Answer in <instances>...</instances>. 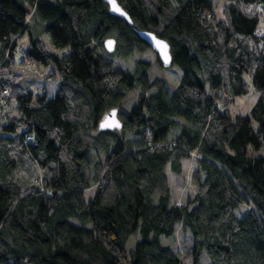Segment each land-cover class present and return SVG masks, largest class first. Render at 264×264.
Masks as SVG:
<instances>
[{"label":"trees","instance_id":"16d2710c","mask_svg":"<svg viewBox=\"0 0 264 264\" xmlns=\"http://www.w3.org/2000/svg\"><path fill=\"white\" fill-rule=\"evenodd\" d=\"M117 1L133 25L104 0H0V264H264V0H227L221 19L212 0ZM34 13L68 52L31 34L19 46ZM136 28L168 42L173 91L149 62L112 60L149 48ZM50 65L39 93L20 84L19 67ZM250 87L255 103L232 117ZM130 90L121 129L100 130ZM191 156L195 193L171 203L167 168ZM176 223L193 239L182 254L162 243Z\"/></svg>","mask_w":264,"mask_h":264},{"label":"rangeland","instance_id":"374dc122","mask_svg":"<svg viewBox=\"0 0 264 264\" xmlns=\"http://www.w3.org/2000/svg\"><path fill=\"white\" fill-rule=\"evenodd\" d=\"M214 14L216 18H222V9L227 4V0H212ZM47 24V21L42 19L38 14H32L29 21V31L24 32V37L21 39L19 46L23 49L28 48L29 35H33L41 39L44 43L46 50L57 56H62L69 51L70 47L66 46L63 48H56L52 46L49 39L45 33H43V28ZM157 54L152 49L148 48L144 53H136L128 59H121L118 57H113L114 63L127 71H132L134 67V62L136 59H142L150 63V68L147 71L150 79L155 77L164 78L167 82V89L171 92L173 88L177 86L182 76L181 69L172 64L168 67H164L162 64L156 63ZM57 74L53 65L47 67H41L39 73L33 72L26 67H19L18 73L22 74L20 78V84L32 91L33 93H39L41 85L37 83V79L40 75H47L49 73ZM136 92L130 90L124 97L123 104L118 107V111L121 113H126L133 106L136 99ZM256 101V95L252 93V88L250 87L249 92L240 97L234 98L229 104L230 114L233 116L237 114L247 115L250 108ZM171 135H174L179 131L178 128H171ZM182 172L181 174H176L167 168V182L171 190V203L178 205L185 204L189 199H191L195 193V185L192 181L191 174L194 169V159L193 156L181 160ZM90 191L86 192V199L90 196ZM244 209V208H243ZM241 215V211L238 212ZM137 240L135 235H132L127 241V249H131ZM168 238L163 237L162 243L169 244L171 250L175 254H182L184 249L192 244V235L189 230H184L180 223L175 225V234L168 241ZM209 260L207 254L204 252L201 255V264H208ZM20 264H30L27 262H22Z\"/></svg>","mask_w":264,"mask_h":264},{"label":"water","instance_id":"95a60500","mask_svg":"<svg viewBox=\"0 0 264 264\" xmlns=\"http://www.w3.org/2000/svg\"><path fill=\"white\" fill-rule=\"evenodd\" d=\"M108 4L109 13L123 18L129 25H133V21L127 12L119 5L117 0H104ZM138 36L148 45L150 49L156 52L161 64L168 67L172 64L170 46L168 42L158 37L154 32L149 30H141L136 28ZM103 46L107 52H112L115 48V40L108 38L104 40ZM122 123L118 116V109H110L99 122L100 130H119Z\"/></svg>","mask_w":264,"mask_h":264},{"label":"built area","instance_id":"2783aa9c","mask_svg":"<svg viewBox=\"0 0 264 264\" xmlns=\"http://www.w3.org/2000/svg\"><path fill=\"white\" fill-rule=\"evenodd\" d=\"M253 34H254L255 37L263 36V35H264V29H263V27L258 26V27L254 30ZM4 92H6V91H4ZM29 139H31V136H27V137H26V140H29ZM41 190H43V189L41 188ZM49 192H50V191H49Z\"/></svg>","mask_w":264,"mask_h":264}]
</instances>
